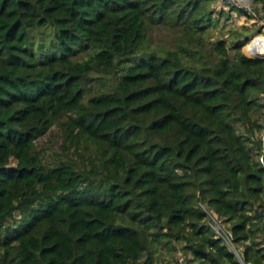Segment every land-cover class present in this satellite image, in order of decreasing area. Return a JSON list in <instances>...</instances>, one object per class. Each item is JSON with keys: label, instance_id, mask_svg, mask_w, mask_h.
Here are the masks:
<instances>
[{"label": "trees", "instance_id": "16d2710c", "mask_svg": "<svg viewBox=\"0 0 264 264\" xmlns=\"http://www.w3.org/2000/svg\"><path fill=\"white\" fill-rule=\"evenodd\" d=\"M215 1L0 0V264H264V55Z\"/></svg>", "mask_w": 264, "mask_h": 264}, {"label": "rangeland", "instance_id": "374dc122", "mask_svg": "<svg viewBox=\"0 0 264 264\" xmlns=\"http://www.w3.org/2000/svg\"><path fill=\"white\" fill-rule=\"evenodd\" d=\"M224 1L227 3L224 4ZM253 0H217L212 3L211 7L217 12L214 11L215 19L218 21L216 28L211 29L208 32V36L212 41L218 39L227 40L231 37L232 33L238 31L242 36L241 41L245 40V35L248 36L249 41L244 43L242 46V52L251 57H258L261 55H256L257 53H263L264 55V23L259 19V15L256 10V6L253 3ZM230 4V5H229ZM236 4L240 7H247L250 9V13L253 15L249 16L240 14L235 10H230L231 5ZM228 16V18H226ZM179 30L172 28L171 26H153L150 31V45L157 49H172L174 46L175 39L178 37ZM256 115V114H255ZM254 115V116H255ZM264 136V130H262L261 137ZM63 141L62 132L56 126H53L46 134L41 136L36 140V148L40 151L44 159L48 162L55 161L54 159L57 155H60L61 144ZM212 226L216 230L219 226L218 235H222L229 245L231 250L234 251V245L230 241V237L227 235V229L229 228L228 223L221 221L220 218H214L210 220ZM256 242L264 246V237L263 234H256ZM241 246H239V251ZM188 256H185L181 252H168L163 251V259L167 263L172 262L174 264H187Z\"/></svg>", "mask_w": 264, "mask_h": 264}, {"label": "built area", "instance_id": "2783aa9c", "mask_svg": "<svg viewBox=\"0 0 264 264\" xmlns=\"http://www.w3.org/2000/svg\"><path fill=\"white\" fill-rule=\"evenodd\" d=\"M229 1H232V0H229ZM232 5H235V6H238V5H236V4H232ZM238 7H240V6H238ZM243 7V6H242ZM243 8H245L247 11H250V9H248L247 7H243ZM263 102H264V96H263ZM263 130H264V128H263ZM262 138V140L264 141V136H262L261 137ZM259 159H260V161L262 162V163H264V160H263V157H262V155L259 157ZM211 219H214V218H216L214 215H211ZM212 226V225H211ZM213 228H214V226H212ZM219 226L217 227V229L215 230L216 232H218L219 231Z\"/></svg>", "mask_w": 264, "mask_h": 264}, {"label": "water", "instance_id": "95a60500", "mask_svg": "<svg viewBox=\"0 0 264 264\" xmlns=\"http://www.w3.org/2000/svg\"><path fill=\"white\" fill-rule=\"evenodd\" d=\"M255 212H256V215H258V211H257V209H255Z\"/></svg>", "mask_w": 264, "mask_h": 264}, {"label": "bare ground", "instance_id": "6f19581e", "mask_svg": "<svg viewBox=\"0 0 264 264\" xmlns=\"http://www.w3.org/2000/svg\"><path fill=\"white\" fill-rule=\"evenodd\" d=\"M258 54H259V55H262L263 53H257L256 55H258Z\"/></svg>", "mask_w": 264, "mask_h": 264}]
</instances>
